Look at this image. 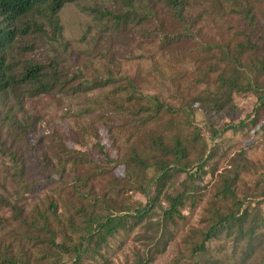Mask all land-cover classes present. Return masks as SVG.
<instances>
[{
  "label": "trees",
  "instance_id": "obj_1",
  "mask_svg": "<svg viewBox=\"0 0 264 264\" xmlns=\"http://www.w3.org/2000/svg\"><path fill=\"white\" fill-rule=\"evenodd\" d=\"M84 1L0 0V105L11 96L22 109V119L11 122L3 154L13 169V199L23 204L11 206L19 233L9 232L11 250L0 248V264H65L64 257L69 264H109L103 253L110 243L137 229L142 231L137 237L141 249L134 264H155L174 241L179 223L186 221L184 211L191 214L205 197L204 227L190 230L182 240L184 254L169 264H207L210 245L222 239L231 241L234 251L238 249L233 264H249L264 250V163L230 160L221 171L214 165L221 135L254 128L264 119V0H154L172 20L185 25L183 34H164L165 47L183 40L194 42L197 34L190 31L186 17L193 7L202 9L200 18H214L228 32L217 49H209L218 57H213L205 75L199 74L196 86L205 83L204 89L184 96L177 86L173 93L182 105L175 107L145 94L136 77L88 81L79 72L71 73L72 66H65L58 15L66 5ZM120 1L127 7L120 14L99 6L81 8L94 21L110 23L112 30L148 18L139 16L135 0ZM30 35H39L43 43H58L63 50L46 62L26 59L22 55L31 46L23 40ZM244 94L255 100L252 114L217 129L223 114L236 108L234 96ZM50 95L69 102L95 95L87 103L91 107L84 106L74 117L98 114L108 136L115 137L118 130L126 133L124 147L111 144L116 158L105 153L99 141L95 146L104 164L89 160L83 172L76 170L74 152L62 143L33 154L37 148L29 142L38 119L23 110V102ZM197 115L204 117L209 139L196 125ZM88 129L89 136L99 140L98 130ZM173 146L184 150L181 156L169 155ZM185 154L192 159L189 166L182 164ZM36 165L39 179L30 181L29 166ZM67 167L73 173L70 187L63 182ZM117 168H122V177L114 174ZM208 174L214 176L210 182L205 181ZM38 180L56 185L57 197L46 198L27 214L25 194L41 193ZM130 192L144 195L146 203L130 206L126 199Z\"/></svg>",
  "mask_w": 264,
  "mask_h": 264
},
{
  "label": "rangeland",
  "instance_id": "obj_2",
  "mask_svg": "<svg viewBox=\"0 0 264 264\" xmlns=\"http://www.w3.org/2000/svg\"><path fill=\"white\" fill-rule=\"evenodd\" d=\"M155 4L154 0H135L133 5L139 16L144 15L148 18L145 21L138 20V23L137 21H133L132 24L130 22L126 27L121 25L117 30H112L110 23L94 21L83 12L81 7L99 6L113 14H120L127 10L123 1L87 0L79 5H66L58 15L63 35L61 45L66 46V54L63 56L66 60L65 66H72L69 67L71 73L79 72L82 78L88 81L95 78L136 77L145 94L158 96L162 98V101L165 99L168 104L174 107L181 106V99H176L174 90L177 91V86H179L180 94L193 96L194 92H201L204 89L205 83L196 86L199 74L205 75L213 57H218L209 49H217L216 46L222 44L221 40L227 38L228 32L225 26L221 22H216L214 18H200L202 9L193 7L186 17L190 24V31L197 34L194 42L183 40L165 47L162 45L164 34L174 36L183 34L185 25L172 20L164 7ZM23 42L31 46V49L26 52L27 54L22 55L26 59L46 62L54 52L61 53L63 50L58 43L48 41L43 43L39 35H30ZM24 43L20 42L19 46ZM213 77L215 78V76ZM208 81L210 83L212 79L209 78ZM94 96L75 102H69L54 95L36 100H25L23 110L38 119L35 135L30 138L29 142L31 147L37 148L33 154H41L45 148L49 149V146H57L62 143L68 150L74 152L71 157L73 156L75 159L78 167L76 170L83 172L82 167L89 160L104 164V158L98 153V147L95 146L99 141L104 152L110 153L111 158H116V152L112 151L111 144L114 143L116 147H124L122 142L126 133L124 135L118 130L115 137L108 136L103 126L104 122L99 119L98 114L87 118L74 117L84 106H90L87 103H90ZM234 101L236 108L223 114L226 116L217 122V129H221L228 123L237 124L252 114L255 106L253 97L245 94L235 95ZM21 110V107L11 96L0 105V241L3 242L0 244V248L3 249V246H6L5 248L9 250H11V240L8 236L12 235L9 232L19 233L12 207H16V205L23 207V204L22 201L17 202L13 199L16 189L12 179L13 169L3 154V146L9 144L5 140L12 128L11 122L15 119L17 121L22 119ZM196 125L201 128L202 136L209 139L210 132L205 128L203 116H196ZM263 126L264 119L254 128L221 135L216 140L219 152L214 168L221 171L222 168L228 166L230 160L231 162H240L243 159H248L255 164L264 163ZM88 127L98 130L99 140L89 136ZM182 151L184 150L176 149L173 146L168 153L170 156H181ZM31 155L32 152L29 153V157ZM33 157L30 158L34 160ZM39 157L35 161L38 162ZM181 160L185 166L192 164V159L187 155L184 158L181 157ZM29 167L33 172L29 174L30 181L39 179L36 174L39 170L38 165ZM66 170L65 174L67 175L63 182L70 187L73 185V173L69 171L70 167H67ZM209 171L206 169V172ZM114 174L122 177V168H117ZM213 177L208 174L205 181L210 182ZM39 181L42 186L40 194H25L26 206L24 208L27 214L34 206L42 204L46 198L57 197V192L53 191L56 185L51 186L48 180ZM65 197L66 193L62 191L60 199L64 201ZM126 199L130 206L139 207L146 203L144 195L137 192H130ZM205 199L206 197L198 203L197 208L191 214L188 210L184 211L186 221L179 223L178 229L174 231V241L169 244L166 253L160 256L155 264H169L180 254H184L182 240L190 235L191 229L200 230L204 227L202 218ZM141 233L142 231L137 229L130 235L116 237L110 243L109 250L103 253L109 264H134L137 259L136 253L141 249V242L137 239ZM222 251L223 253H221ZM235 251L231 241L222 239L213 242L210 245L207 264H233L237 256ZM64 258V263L69 264L68 258ZM249 264H264V250Z\"/></svg>",
  "mask_w": 264,
  "mask_h": 264
}]
</instances>
